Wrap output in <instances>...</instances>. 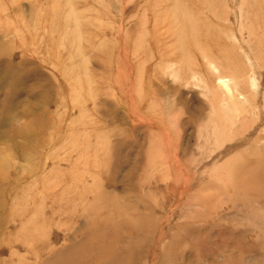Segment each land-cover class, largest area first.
<instances>
[{
	"label": "rangeland",
	"instance_id": "obj_1",
	"mask_svg": "<svg viewBox=\"0 0 264 264\" xmlns=\"http://www.w3.org/2000/svg\"><path fill=\"white\" fill-rule=\"evenodd\" d=\"M263 166L264 0H0V264H264Z\"/></svg>",
	"mask_w": 264,
	"mask_h": 264
},
{
	"label": "bare ground",
	"instance_id": "obj_2",
	"mask_svg": "<svg viewBox=\"0 0 264 264\" xmlns=\"http://www.w3.org/2000/svg\"><path fill=\"white\" fill-rule=\"evenodd\" d=\"M17 64H18V63H17ZM221 82H222V84H223L225 87H228V84H229V83H228V80H226V79H222ZM252 164H253V163H252ZM245 165H246V164H245ZM246 167H248V166H246ZM263 168H264V166H263ZM250 169L252 170V168H250ZM257 171H259V170H257V169H256V171L254 170V172H256V173H254V172L252 171V172H253L252 174H253V175L256 174V176H257V174H258ZM261 171H263V170H261ZM246 172H248V171H246ZM263 172H264V171H263ZM252 174H251V175H252ZM260 174H261V173L258 174V177H257V178L262 177V176H260ZM263 174H264V173H263ZM243 191H244V190H243ZM231 207H232V206H231ZM263 209H264V207H263ZM202 230H203V229H202ZM194 231H195V230H194ZM200 232H201V231H200ZM196 233H197V232H196ZM197 234H198V233H197ZM205 234H206V233H205ZM241 234H242V233H241ZM201 235H202V234H201ZM201 235H200V236H201ZM233 236H234V233H232V234H228V237H233ZM207 238H208V237H207ZM116 239H117V237H116ZM116 239H115V240H116ZM117 240H118V239H117ZM121 241H122V240H121ZM241 244H242V243H241ZM239 246H240V244H239ZM246 247H247V246H246ZM252 248H253V247H252ZM250 249H251V248H250ZM198 250H199V249H198ZM199 251H200V250H199ZM118 252H119V250H118L117 253H115V254H118ZM121 252H122V251H121ZM244 252H245V251H243L242 253L244 254ZM247 252H248V251H247ZM111 253H112V252H110V254H111ZM121 254H122V253H121ZM98 255H99V254H98ZM107 255H108V254H107ZM113 255H114V254H113ZM122 255H123V254H122ZM123 256H125V254H124ZM123 256H122V258H123ZM116 257H117V256H116ZM116 257L114 256V258H116ZM119 258H120V260L122 261V258L120 257V255H119ZM212 258H213V257H212ZM116 259H117V258H116ZM111 260H112V259H111ZM114 260H115V259H114ZM117 260H118V259H117ZM117 260H115V261H117ZM96 261H97V260H96ZM121 261H120V262H121ZM112 262H113V261H112ZM112 262H111V263H112ZM118 262H119V261H118ZM122 262H123V261H122ZM116 263H117V262H115V264H116ZM124 263H127V262L124 261ZM229 263H230V260H229L228 264H229ZM82 264H83V262H82ZM92 264H93V263H92ZM112 264H113V263H112Z\"/></svg>",
	"mask_w": 264,
	"mask_h": 264
}]
</instances>
